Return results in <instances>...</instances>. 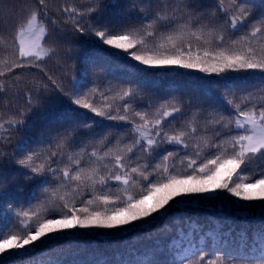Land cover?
Instances as JSON below:
<instances>
[{"label":"snow or ice","instance_id":"1","mask_svg":"<svg viewBox=\"0 0 264 264\" xmlns=\"http://www.w3.org/2000/svg\"><path fill=\"white\" fill-rule=\"evenodd\" d=\"M63 4L57 8L67 17L63 25L56 20L41 23L49 15L48 0H39L35 9L17 21L10 45L11 59L0 62V78L11 74L15 80L6 83L0 79V93L20 86L23 73L16 75L15 69L40 68L47 78L33 79L31 86H26L29 112L41 107L50 96H55L61 108L51 114L49 127L41 131L39 143H48L49 149L52 142L61 149L77 144L82 147L80 152L68 155V161L74 165L71 170L68 166L58 170L52 164L62 162L63 151L57 158L55 151L49 155L48 151L38 152L30 146L33 141L26 135L30 131L28 112L21 110L19 118L13 115L6 121L0 120V132H8L0 137V197H8L9 186L20 179L26 183L38 181L37 187L49 184L50 175L60 181L46 201V210L50 207L52 211L49 216L39 218L34 232L0 239V262L7 264L21 255L27 256L29 251L42 247L52 234L66 235L76 229L100 238L106 236L105 240L111 241L113 254L96 255L92 264H264V168L249 173L247 182L242 176L250 162L264 160V43L257 48L253 39L264 33V14L254 20L255 9L264 4H258L257 0H231L227 7L225 0H218L211 8H202L196 0H129L124 6L116 0H63ZM133 13L137 14L135 18ZM219 20L223 23H218ZM246 26L247 34L231 40L232 47H224L226 30H233L229 32L232 35ZM160 28L168 29L170 48L160 43L154 50L146 48L144 54L135 50L137 45H146ZM189 36L215 47L193 51L186 39ZM81 37L91 44V51L82 56L77 43ZM49 40L54 48L43 47ZM245 41L240 49L235 48ZM60 49L64 50L61 66H66L74 56L82 64L83 77L76 78L70 90L61 78L41 67L45 57L51 60ZM129 59L137 63H129ZM89 69L97 75L121 74L116 78L129 83L119 96L122 106H96L93 99L96 87H88ZM156 69L176 70L179 76L185 75L178 71L184 69L204 76L187 83H169L168 90L178 95L170 96L152 112L154 100L159 99L155 90L164 87L162 82L150 79L157 74ZM249 78L256 83H250ZM149 93L147 106L137 110ZM135 97L140 100L133 106L130 101ZM169 103L170 110L165 108ZM185 103L196 109L187 124ZM201 113L207 114L203 122L198 118ZM177 120L179 125L173 123ZM201 131L204 134L198 135ZM14 132L25 135L9 153L5 145L10 143ZM125 139L130 142L123 143ZM193 140L191 146L199 149L197 157L204 151L209 153L198 167L197 160L188 154L189 142ZM89 144L95 146L90 153ZM168 146L177 150L169 151ZM181 155L180 163L188 162L182 174L173 170L175 165L168 166L170 159ZM37 160L41 163H36ZM161 168L159 178L151 179ZM101 169L106 170L105 174L101 175ZM109 181L123 185L125 192L129 185L139 186L141 191L123 199L104 192L83 199L85 192H95L97 184L101 189L108 187ZM73 182L72 198L59 195L57 201L59 190ZM257 188L258 193L253 191ZM42 190L46 194L50 191L48 187ZM217 200L226 215L234 212L240 217H259L258 223L245 228L227 229L236 247L242 246L247 255L210 247L205 229L190 215L196 208ZM96 202L105 205L104 210L90 207ZM6 204L11 211L13 204ZM173 206L177 212L169 218V226L162 229L166 235L153 238L149 233L146 238L152 243L146 246V251L141 252L124 240L129 232L151 228L169 217ZM181 234L191 238L189 242L170 249L169 245L179 240ZM60 255L50 252L49 259L38 264H62Z\"/></svg>","mask_w":264,"mask_h":264},{"label":"trees","instance_id":"2","mask_svg":"<svg viewBox=\"0 0 264 264\" xmlns=\"http://www.w3.org/2000/svg\"><path fill=\"white\" fill-rule=\"evenodd\" d=\"M196 2L202 8H211L213 7L218 0H196ZM231 0H225V6L227 7ZM39 3V0H0V62L10 60V45L11 39L15 35V29L17 27V21L24 17L28 11L35 9L36 5ZM49 3V15L46 19L42 18L41 23L50 24L52 20H56L60 25L64 24V21L67 19L66 16L62 15L60 11H57V8H62L64 6L63 0H48ZM116 3L120 6H124L129 3V0H116ZM258 4H264V0H257ZM48 11V9H46ZM255 17L254 20H258L261 18V14H264V7H259L255 9ZM136 13H133V18L136 17ZM250 21L249 23H252ZM147 23V21H145ZM218 23H223V20H219ZM233 30L228 29L225 31V45L224 47H232L230 44L231 40L237 39L241 35H245L249 32V28L246 26L243 29L235 30L234 34L229 35V32ZM167 33L168 29L160 28L157 29L156 35L152 38H149L146 45H137L136 51L140 54H144L146 48L149 50H154L160 43H164L166 47H171V43L167 41ZM78 35V34H77ZM219 35V33H217ZM188 42L191 43L193 51H203L205 48L215 47L214 44L209 45L204 43V40H197L194 36L186 37ZM255 41V45L257 48L260 44L264 43V33L260 34L258 37L253 38ZM80 48L82 49L80 56L84 54V52L91 51V44L88 43L87 38L81 37V39L77 40ZM242 44H238L235 46L236 49H240ZM55 47L51 40L43 45V47ZM115 51V50H113ZM63 49H60L59 53L56 56H53L51 60L47 57L44 58L41 63V67L45 69L49 74H53L59 78H61L64 86L67 90H70L73 87V82L76 78L83 77L82 64L80 63L79 57H73V59L67 62L66 66H61L64 64L63 57ZM121 62L123 58V53H120ZM57 61H60L58 64ZM129 63L136 64L137 62L131 61L129 59ZM140 67H144L141 65ZM157 74L155 76L150 77V79L162 82L164 87L160 89H156L155 91L158 94L159 99L154 100V107L151 109L152 112L155 111L156 107H160L161 103L168 99L170 96L178 95L177 93L171 92L168 90L167 85L172 82L177 83H187L190 80H195L197 77L204 76L203 73H199L196 71L179 69L178 71L181 73H185L184 76L177 75L176 70H165V69H156L154 70ZM16 75H22V79L20 82V86L6 88L5 92L0 93V120L6 121L11 116L16 115L18 117L19 111L23 110L29 113L28 123L30 125V131L26 133V135L31 137L33 143L30 145L32 148L36 149L38 152L48 151L49 155L52 151L57 152V158H59L60 153L63 151V160L60 164H52L53 168H57L58 170L63 169L65 166H68L71 170L74 165H71L68 161V155L73 152H80L81 145L77 144L75 147H67L64 149L57 148L55 142L51 143V148L49 149L48 143L41 144L39 141L41 140L40 133L42 130L49 127L51 114L54 111H57L61 108L60 102L55 98V96H50L44 100L43 104L39 108H34L29 112L28 109V95L26 91V86L30 87L33 79H39L44 76V73L41 72L40 68H31L29 69H15ZM121 74L117 73L116 76L113 75H97L93 72L92 69L88 70L87 79L89 81L88 87H96V93L93 96L96 106H103L105 104H111L114 108L117 104H121L122 102L119 99V96L122 94V90H126L129 87V83L123 79H117L116 77ZM140 75V74H137ZM3 79L6 83H13L15 77L11 74L7 75ZM95 80V84L92 81ZM135 77L132 78V86H134ZM249 82L255 84L256 81L249 78ZM149 94H146L142 105L137 110H143L144 107L149 103ZM107 97V99H105ZM63 99V98H62ZM185 101H187V97H184ZM140 100L139 97L133 98L130 103L135 106V104ZM172 104L169 103L165 105V108L170 110ZM185 109V117L184 123L187 124V121L192 119L194 114L196 113L195 107L189 108L187 103L184 105ZM91 115V114H90ZM162 115V113H161ZM206 113L198 114V118L201 122H203ZM152 119V117H149ZM105 123H113L106 121ZM179 125V120L174 121ZM7 128V125H6ZM172 129L169 128V131ZM117 131H123V129H119ZM204 134L202 131L198 132V135ZM8 135L7 131L0 132V137ZM23 132H14L12 133V138L10 143L5 145V151L11 153L15 147V144L19 139L24 136ZM208 135L212 136V130L209 128ZM128 139H125L123 143H129ZM115 143V140H113ZM190 147L188 149V154L192 159L197 160V167L201 160L205 159L209 153L204 151L201 153L200 157L196 156V152L199 149L192 147L191 145L194 143L190 141ZM94 145L89 144L87 146V152L90 153L94 149ZM169 151H176L177 149L168 146ZM213 152L215 150H212ZM160 159V158H157ZM181 159H183V155L180 157H176L175 159H170L168 162V166L172 168L177 173H183L185 169H187V160L184 161L183 164L180 163ZM36 163H41V160H37ZM84 166L87 167V156H85ZM111 167V165H110ZM163 167V166H162ZM260 168H264V160H254L249 163L245 172L242 173L245 181L247 182L248 174L256 171ZM14 170V169H11ZM191 171V170H189ZM239 172V170H237ZM106 170L101 169V175L105 174ZM62 176V171L59 173ZM162 174V168L160 173L151 177V179L156 180L159 178V175ZM235 173L233 177L235 178ZM259 178V177H256ZM49 184L42 185L37 187L38 181H33L31 183H26L23 179H20L18 183H13L9 186V196L8 197H0V229H2V234H0V239H3L4 236L10 235H24L28 232H34L35 228L38 226V220L40 217L49 216V213L52 209L49 207L46 210V201L47 198L51 195L52 189H56L60 181L55 180L51 175L48 177ZM43 187L49 188V193L43 192ZM75 187V182L70 185L68 188H61L57 193V201L59 195H66L69 199L72 198V188ZM127 192L123 191V185H117L114 181H109V186L101 189V186L97 184L96 191H87L85 192L83 199H91L93 196L100 195L102 192L110 194L113 198L119 196L120 198H124L127 195H136L141 191L139 186L133 187L131 185L127 186ZM109 188L111 191L109 192ZM259 190V188L255 189ZM253 190V191H255ZM147 195V192L144 193ZM223 196H226V193H220ZM158 195V194H157ZM79 199V198H78ZM12 203L13 208L11 211L8 210V204ZM152 199H149L147 203H151ZM173 204V202H170ZM221 202L219 200L214 201L212 204H209L204 207L196 208L194 212L190 213L192 215L193 220L197 221L199 225L203 226L205 229V238L206 242L210 247L217 248L219 250L233 253L235 255L244 256L248 253L245 252L244 248L241 246L239 248L236 247V243L233 240V237L227 234V229L229 226L234 229H242L247 227L249 224L258 223L259 217L257 216L255 219L252 217H240L236 215L234 212H228L227 215L224 211L220 209ZM79 207L80 204L77 203ZM90 207L98 208L99 210H104L105 205L100 202H96ZM59 211L58 209L56 210ZM259 211V210H258ZM177 212L175 206L170 209L169 217L164 218L163 220L158 221L153 224L151 228L139 229L136 232H129L124 240L134 246L137 249H140L141 252L146 251V246L150 245L152 241H149L146 237L150 233L153 238L156 236H164L166 235L162 229L167 228L170 224V217L173 216L174 213ZM27 213V214H25ZM27 223L30 224L29 230L24 228L22 224ZM107 237L104 238L96 237L91 235L89 232L85 230H76L73 229L66 235L52 234L50 238L46 239L44 245L35 252L29 251L27 256L21 255V257L17 260H9L7 264H38L39 261H46L49 259L50 252H54L60 255V260L62 264H92V261L95 259L96 255L103 253L106 256H111L113 254V250L110 247L111 241H106ZM191 238L184 237L181 234V238L179 240H173L169 245V248L172 247H180L181 243L187 244ZM39 244V242H37ZM199 243H203V241H199ZM241 245L243 244L240 241ZM150 255V252H149ZM142 258V257H138ZM3 264V262H0Z\"/></svg>","mask_w":264,"mask_h":264},{"label":"rangeland","instance_id":"3","mask_svg":"<svg viewBox=\"0 0 264 264\" xmlns=\"http://www.w3.org/2000/svg\"><path fill=\"white\" fill-rule=\"evenodd\" d=\"M37 35H42V34H40L39 32H37ZM236 175V174H235ZM255 192H259V190H255ZM227 194V193H226ZM228 195V194H227ZM226 195V196H227ZM232 199H235L234 197L232 198ZM241 203H243V202H241ZM256 203H259V202H256ZM245 207H249V205H245ZM256 207H257V212H258V210H259V205H256ZM30 224H27V223H24V224H22V226L24 227V228H27L28 230H29V226Z\"/></svg>","mask_w":264,"mask_h":264}]
</instances>
